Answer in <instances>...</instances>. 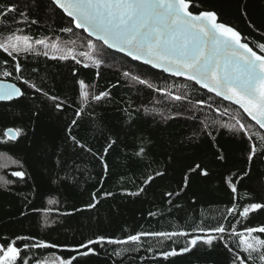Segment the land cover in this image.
<instances>
[{"label": "trees", "instance_id": "16d2710c", "mask_svg": "<svg viewBox=\"0 0 264 264\" xmlns=\"http://www.w3.org/2000/svg\"><path fill=\"white\" fill-rule=\"evenodd\" d=\"M192 3L196 6L193 11H215L219 21L235 27L254 49L264 43V0ZM5 5H15L17 11L0 14V39L16 29L34 38H59L61 46L73 47L80 63L36 53L18 56L24 78L48 93L45 96L16 79L19 74L14 71L15 62L0 50V73L5 68L13 71L12 77L0 75V79L14 81L25 91L21 98L0 102V155L19 161L0 165V244L6 246V241L16 236L44 239L59 247L23 249V244L30 241H17L16 247L22 249L21 255H26L30 264H55L57 258L76 255L80 243L100 235L123 240L141 231H186L189 237L163 244L156 238L143 237L136 244L95 245L96 254L77 256L74 264H231L233 253L221 240L212 246L198 244L190 252L174 257L164 258L157 253L171 248L179 251L192 235L204 234L192 231L198 226L223 223L228 228L236 223L235 217L224 219L233 203L229 181L238 189L236 203H264V142L253 136L258 154L249 162L247 136L227 127L235 123L232 117L237 115L238 106L199 89L194 82L167 75L112 49L89 51L83 39L87 33L78 29H74V35L60 31L67 26L68 18L51 0H0V9ZM20 13L25 14L27 23ZM85 51L91 59L79 56ZM135 76L152 87L140 84L133 79ZM80 80L89 85L90 97L100 91H107L109 96L101 101L89 98L83 103ZM176 95L185 99L175 101L172 97ZM52 96L59 97L62 108L55 107ZM199 99L206 103H197ZM80 107L83 112L77 116ZM239 115L253 134L264 136V131L242 110ZM74 119L76 125L72 124ZM205 123L213 127L205 129ZM6 128L23 131L17 141L4 143ZM208 131L212 136L207 135ZM73 136L85 147L75 144ZM112 141L115 143L105 153ZM100 155L108 164L107 172ZM196 165L206 169L208 175L190 171ZM15 171H24L25 178L12 176ZM148 176L154 179L145 183ZM6 180L12 183L6 184ZM141 188L144 191H139ZM93 193H97L98 202L88 208ZM49 200L55 203L49 204ZM45 208L50 211L45 213ZM240 219L237 231L242 225L255 227L264 222V209ZM253 235L264 239V235ZM236 244V238L229 240L230 247ZM237 250L247 258V253ZM18 264H22L19 258ZM255 264L264 262L256 259Z\"/></svg>", "mask_w": 264, "mask_h": 264}, {"label": "snow or ice", "instance_id": "6c2138e0", "mask_svg": "<svg viewBox=\"0 0 264 264\" xmlns=\"http://www.w3.org/2000/svg\"><path fill=\"white\" fill-rule=\"evenodd\" d=\"M51 4L68 18L67 26L62 27L60 31L74 35V29H78L87 33V37L83 39L86 41L85 46L89 51L118 50L121 53H126L128 57L143 61L166 73L184 77L187 81L198 85L199 89L207 90L215 97L238 106L237 115L232 117L235 123L228 124L227 127L237 134L247 136L250 149L247 160L253 161V158L258 154L257 146L252 142L253 136L255 135L262 142H264V136L259 133L253 134L250 131L251 126L243 122L239 110L250 117L259 129H264V43H258L254 50L248 42H245L241 32L235 27L219 22L215 11H193L192 9L196 6L192 0H51ZM15 11H17L15 5H5L3 9H0V14ZM20 15L27 23L25 14L20 13ZM31 23L35 24L36 21L32 20ZM58 40L59 38L55 40H49L47 37L34 38L24 34L23 29H16L0 39V50L15 62L14 71L19 74L16 77L17 80H22L24 85L48 96V93L44 92L36 83L24 78L22 64L17 57L36 53L54 60H72L80 63L73 47L61 46ZM69 44H75V41H70ZM79 56L91 59L88 51L80 52ZM7 63L8 61H4L5 65ZM96 63L99 65V61ZM84 66L88 67L87 64ZM0 75L5 78L12 77L13 71L5 68ZM124 75H128V73H124ZM133 79L149 88L152 87L147 80L141 79L139 76H135ZM78 83L79 95L85 104L88 103L89 98L101 101L109 96L107 91H100L99 94L90 97L89 85L84 80H80ZM184 87H188V85L185 84ZM157 90L164 91L163 89ZM168 95L171 96V93ZM23 96H25V91L16 83L0 79V101H14ZM172 98L175 101H181L185 99V96L176 95ZM50 99L57 109L63 107V102L59 100V97L52 96ZM197 103L203 105L206 102L199 99ZM224 111L227 112L228 109L225 108ZM82 112L83 107H80L75 115L80 116ZM77 123L78 121L75 119L72 121L73 125ZM210 127L213 125L204 124L205 129ZM22 131L21 128H6L3 132V142L17 141ZM207 135L212 136V132L208 131ZM72 140L81 148L85 147L76 137L73 136ZM114 143L115 141L109 143L104 152L107 153ZM88 151L91 152V149L89 148ZM143 152L144 149L141 148L140 153ZM220 158L223 159V157ZM99 160L103 170L107 172L108 164L104 155H100ZM13 163H19V161H13ZM196 170H200L202 176L208 175L207 170L201 169L200 165H196L190 171ZM11 175L24 179L26 173L15 171ZM156 175L161 176L163 173ZM244 175L247 176L248 172H245ZM0 179L3 178L0 177ZM153 179V176H148L145 183H149ZM187 182L188 178L185 177V185ZM5 183L11 184L12 181L6 180ZM229 183L231 184L233 203L226 209L227 216L224 219L227 220L229 216H232L236 218V223H231L228 228L223 223L208 228L198 226L192 231L204 233L203 235H192L187 240V245L180 248L179 251L176 248H171L157 254L164 258L174 257L190 252L198 244L212 246L214 241L221 240L224 241V247L233 253L231 264H249V262L255 264L256 259L264 262V239H261L260 235H253L257 233L264 235V222L255 227L242 225L239 231L236 227L238 223H241L240 218L247 219L250 213L264 209V203L243 205L236 203L237 186L231 181ZM139 191L142 192L144 189L141 188ZM137 194L131 193V195ZM103 195L110 196L112 193H103ZM168 195L171 196L173 193H168ZM92 200L93 203L86 207L94 208L96 206L97 193L92 194ZM53 203L55 201L49 200V204ZM43 211L47 213L50 209L45 208ZM149 215L156 214L149 213ZM226 235L227 240L225 239ZM143 237L156 238L163 244L164 241L175 242L177 237H189V233L186 231H141L127 235L123 240L100 235L95 239H88L86 243H80L77 246L76 255L57 258L55 264H74L77 256L96 254L95 245L104 243L136 244ZM232 238L237 239V244L234 247L229 245V240ZM17 241H30V243L23 244V249L28 251L59 247L55 243L34 236H16L11 241H6V246L0 244V264H18V258L22 264H30L29 258L26 255H21L22 249L16 247ZM78 249H84V251L80 252ZM237 249H242L244 253H247V258L242 257L241 252ZM132 250H138V248ZM148 250L152 251L153 249L149 247ZM115 254L120 255L119 252ZM36 264H40V261H37Z\"/></svg>", "mask_w": 264, "mask_h": 264}, {"label": "water", "instance_id": "95a60500", "mask_svg": "<svg viewBox=\"0 0 264 264\" xmlns=\"http://www.w3.org/2000/svg\"><path fill=\"white\" fill-rule=\"evenodd\" d=\"M219 22H221V21H219ZM95 39V38H94ZM249 46H251L250 44H249ZM252 47V46H251ZM112 50H114V49H112ZM254 50H256V49H254ZM114 51H116V52H119L118 50H114ZM119 53H121V52H119ZM122 54H124V55H126L127 56V54L126 53H122ZM131 59H133L132 57H130ZM133 60H135V59H133ZM135 61H137V60H135ZM137 62H140V63H143V64H145V65H148V64H146V63H144L143 61H137ZM148 66H150V67H152V68H154V69H156V70H159V71H162V72H164L162 69H157V68H155L154 66H152V65H148ZM166 73V72H165ZM167 75H170V76H174L173 74H170V73H166ZM174 77H176V76H174ZM177 78H184V77H177ZM185 79V78H184ZM7 80V79H6ZM7 82H9V83H16V82H14V81H11V80H7ZM17 84V83H16ZM17 86L18 87H20V85H18L17 84ZM1 102V101H0ZM6 102V101H5ZM229 102V101H228ZM231 103V102H230ZM250 118V117H249ZM251 119V118H250ZM263 131H264V129H262Z\"/></svg>", "mask_w": 264, "mask_h": 264}, {"label": "rangeland", "instance_id": "374dc122", "mask_svg": "<svg viewBox=\"0 0 264 264\" xmlns=\"http://www.w3.org/2000/svg\"><path fill=\"white\" fill-rule=\"evenodd\" d=\"M10 164H13L11 159L0 155V165L1 166L5 167V165L7 166V165H10Z\"/></svg>", "mask_w": 264, "mask_h": 264}]
</instances>
